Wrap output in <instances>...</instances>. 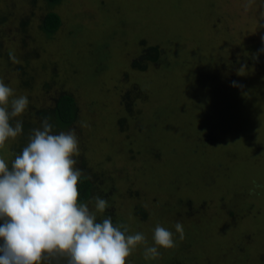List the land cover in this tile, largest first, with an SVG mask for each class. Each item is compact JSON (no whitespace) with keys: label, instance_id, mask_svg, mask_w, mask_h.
Here are the masks:
<instances>
[{"label":"rangeland","instance_id":"374dc122","mask_svg":"<svg viewBox=\"0 0 264 264\" xmlns=\"http://www.w3.org/2000/svg\"><path fill=\"white\" fill-rule=\"evenodd\" d=\"M246 3L0 0V80L28 108L76 96L64 131L75 129L76 167L102 189L105 211L146 205L159 215L142 221L149 230L183 225L176 247L140 263L139 246L126 264H264V0ZM49 10L63 19L52 36L41 28ZM155 45L159 60L134 68ZM18 141L0 157L10 161Z\"/></svg>","mask_w":264,"mask_h":264},{"label":"clouds","instance_id":"9594fccd","mask_svg":"<svg viewBox=\"0 0 264 264\" xmlns=\"http://www.w3.org/2000/svg\"><path fill=\"white\" fill-rule=\"evenodd\" d=\"M251 4L247 0L245 10ZM232 86L243 87L235 81ZM28 106L27 96H16L0 80V149L23 135L20 117ZM50 121L41 118L11 161L0 157V264H126L138 245H144V260L151 261L161 248L176 247L175 234L184 239L180 222L175 234L157 224L148 245L144 233L129 234L128 225L114 224L110 216L98 219L107 208L104 198L78 200L83 170L76 167L75 129L55 132Z\"/></svg>","mask_w":264,"mask_h":264},{"label":"trees","instance_id":"16d2710c","mask_svg":"<svg viewBox=\"0 0 264 264\" xmlns=\"http://www.w3.org/2000/svg\"><path fill=\"white\" fill-rule=\"evenodd\" d=\"M46 1L50 5L54 6V5H58L59 3H62L64 0H46ZM62 24H63V19L61 15L56 11L49 10L42 18L41 28L44 34H46L47 36H52L60 29ZM161 55H162V51L159 49L158 45H155L153 47H150L147 54L143 55L140 60H135L133 66L134 68L145 69L147 68L149 61L151 62L158 61ZM31 84H32L31 81L27 79L24 80L23 83L24 86H28ZM126 97H127L126 109H127V113L129 114V112L130 113L133 112V103L130 100L129 94L126 95ZM44 116L51 117L50 122L54 125L55 132L64 131L65 129H68L69 127L73 126V124L76 122L79 116V107L76 96L72 93L63 92L55 98L52 107L44 108L38 106L37 109H35L34 106L31 105V107L26 110L23 116L20 117V119L23 120L24 132L22 136H19V141L17 142V146L15 148L13 144L10 161L11 159L14 158V154L19 152L20 149L27 143V136L29 135L31 129L36 126L39 127L40 120ZM120 122L124 123V119L123 120L121 119ZM194 142L195 144H198L196 139ZM194 156L196 157V155ZM198 158H200V155H198ZM148 190L152 193V195H155L154 190L152 189H148ZM78 191H79V197H78L79 202H90L92 198L95 196H100V197L103 196L101 194L102 189H100L99 191V187L97 186V184H95V180L91 177V175L85 172H83V176L81 177V180L78 183ZM156 196L154 198L157 201L153 203L154 205L166 206L169 209H172L166 202L164 201H163L164 203L160 202V200L158 199L159 197L157 196L156 198ZM104 199L106 200V198ZM127 199H130L133 202L132 196H127ZM136 206L138 210L133 211L131 214H128L126 217L125 216H123V218L119 217L117 214L114 213V211L113 212L105 211L103 214H100L98 216V219H103L105 217L110 216L114 224L131 225V227L128 226L129 234L142 232L144 233L147 239V243L152 244L153 231L149 230L147 227L149 225L145 226V224H143L142 221L155 222L158 220L159 215L155 214V212H153L152 215H149V213L146 210L147 208L146 205L140 206L139 204H136ZM158 206H154V207H158ZM133 222L135 225L132 226ZM139 246L141 247L143 246L141 249L142 253L139 252L140 254V256H138L140 257L139 262L140 263L148 262L145 261L143 258L144 245H138L137 246L138 249Z\"/></svg>","mask_w":264,"mask_h":264}]
</instances>
